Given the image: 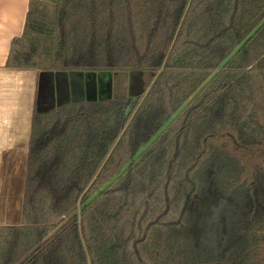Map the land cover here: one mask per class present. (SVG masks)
Masks as SVG:
<instances>
[{
    "label": "trees",
    "instance_id": "trees-1",
    "mask_svg": "<svg viewBox=\"0 0 264 264\" xmlns=\"http://www.w3.org/2000/svg\"><path fill=\"white\" fill-rule=\"evenodd\" d=\"M6 68L136 96L37 105L0 264H264V0H32Z\"/></svg>",
    "mask_w": 264,
    "mask_h": 264
},
{
    "label": "crops",
    "instance_id": "crops-1",
    "mask_svg": "<svg viewBox=\"0 0 264 264\" xmlns=\"http://www.w3.org/2000/svg\"><path fill=\"white\" fill-rule=\"evenodd\" d=\"M32 0H0V226L22 221L23 196L41 72L6 68ZM55 5L58 0H40ZM70 90V85H69Z\"/></svg>",
    "mask_w": 264,
    "mask_h": 264
},
{
    "label": "rangeland",
    "instance_id": "rangeland-1",
    "mask_svg": "<svg viewBox=\"0 0 264 264\" xmlns=\"http://www.w3.org/2000/svg\"><path fill=\"white\" fill-rule=\"evenodd\" d=\"M41 73L38 100L39 111L47 112L53 110L71 99L68 93L69 77L66 73L53 71H42ZM130 79L128 80L124 77L117 78L113 74H98L95 76L88 89L89 97L92 100L109 99L115 97L119 89L128 93ZM139 87L140 89L137 92L142 93L144 88H141V86ZM132 94H135L134 79ZM218 215V228L213 230V240L220 250L224 245L232 242L237 220L236 214L232 211V208L225 203H222Z\"/></svg>",
    "mask_w": 264,
    "mask_h": 264
},
{
    "label": "water",
    "instance_id": "water-1",
    "mask_svg": "<svg viewBox=\"0 0 264 264\" xmlns=\"http://www.w3.org/2000/svg\"><path fill=\"white\" fill-rule=\"evenodd\" d=\"M95 75L83 72H71L69 73V85L71 100L74 103H80L92 100L89 97L88 89L90 87V80H94ZM133 78L130 79L129 84V96H135L132 94Z\"/></svg>",
    "mask_w": 264,
    "mask_h": 264
},
{
    "label": "flooded vegetation",
    "instance_id": "flooded-vegetation-1",
    "mask_svg": "<svg viewBox=\"0 0 264 264\" xmlns=\"http://www.w3.org/2000/svg\"><path fill=\"white\" fill-rule=\"evenodd\" d=\"M91 82H93V80H90V85H91Z\"/></svg>",
    "mask_w": 264,
    "mask_h": 264
}]
</instances>
